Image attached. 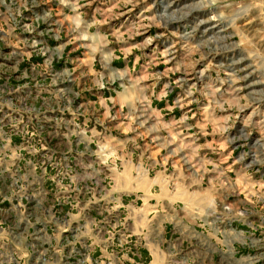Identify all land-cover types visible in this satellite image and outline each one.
<instances>
[{
	"label": "rangeland",
	"instance_id": "obj_1",
	"mask_svg": "<svg viewBox=\"0 0 264 264\" xmlns=\"http://www.w3.org/2000/svg\"><path fill=\"white\" fill-rule=\"evenodd\" d=\"M47 1L36 0L37 4L48 3ZM116 1L118 2V0ZM94 6L81 7L83 14L80 23L82 31L85 30L82 29L83 27H90L89 33L94 39L92 44L95 46V50L91 53L92 57H96L103 51L100 48L102 35L100 32H95V29H106L112 23L122 26L126 16L122 13L127 12L129 18L125 23V31L134 33V41L138 39L139 43V54L147 56L146 60L149 64L145 63L143 67L156 68L149 71L156 74L154 79L150 77L153 79V86L156 84L154 93L160 94L161 92L164 94L172 91L171 96L176 105L173 103L171 106L178 109L181 107L192 108L193 112L197 113L196 116H202L201 119L205 118V112L215 116L217 121L212 122L214 129L212 151L214 154L217 152L230 153L235 142L249 144L251 150L257 152L254 160L246 159V162L242 164L246 174L242 181L243 197L239 203L242 204V207L244 206V210L252 207L254 216L264 219V0H121L112 5L111 9L105 11L102 22L94 21V25H91L93 21L90 19V14ZM110 11L114 16L110 14ZM121 28V30L124 29V27ZM114 32L118 31L115 30ZM138 32L149 33L145 35L146 37L137 38ZM14 33H0V62L6 58V53H12L11 61H18L19 63L28 56L29 45L24 41L25 35L22 34V40H17ZM82 33L85 34L86 32ZM155 34L160 36L159 39L153 38ZM33 35L36 41L42 38L39 36V32ZM65 35L67 36V50H76L80 43L77 39L79 40L81 35L72 32ZM87 43L90 42L86 41ZM154 45L156 52L160 54L158 59L156 55L152 56L148 52ZM156 60L160 63H156ZM2 63L6 64L7 62L5 60ZM96 64L93 68L100 71ZM19 68H24V65ZM86 69L87 66L85 65L82 77L85 83L83 90L91 88L89 80L93 78L87 77L88 70ZM42 70L40 73H43ZM137 71L139 75H143L142 71L146 72L142 68ZM105 72L112 71L105 68ZM153 86L150 88V92L153 91ZM180 97L181 102H177V98ZM24 103L25 101L22 100L17 103V106ZM26 103L28 106H34L37 109L41 108L42 113L36 115L38 120L46 117L43 110L52 107L50 100L47 102L28 101ZM86 115L88 116L79 117V123L94 125V120L97 119L99 124L96 129L101 130V133L92 131L87 136L80 134L84 137L80 138L79 136V139L94 142L95 145L91 146L92 149H89V152H99L106 155L108 150L103 146H107V144H102L104 143L102 140L104 137H110L107 128L110 123L109 119L108 117L103 118L102 115L95 112ZM212 118L214 119V117ZM66 119L69 120L70 117L68 116ZM68 128L70 129L69 124L68 127L61 128L57 133L48 132L45 129L38 133L59 154L85 152V147L73 145L71 148L69 147L68 140L62 137ZM103 128H107L106 134H104ZM172 138L169 135L164 141L168 143ZM3 140L5 141L4 144H7V137L4 135ZM217 141L218 143H216ZM18 144L16 141L15 145ZM253 144H256V148H252L251 145ZM238 150H240L239 147L234 150L235 155ZM14 152V145H6L4 150L6 157H13ZM247 166H249L248 170H246ZM16 167L12 164H0V172H5L6 168L9 173H13V169ZM251 168L257 172L253 179L248 178ZM48 170L46 165L41 164L20 166L19 172L22 177L18 181V185L22 187L26 185L30 190L28 195L30 194L32 205L36 201L37 206L39 207L40 204L43 209L30 208L24 203L25 208H21L23 205H20L16 210L15 217L8 215L11 217L8 218L10 221L8 232L6 229L0 230V239H3L8 237V233L16 226L14 224L21 227L23 233L17 239V250L22 254H26V250H28V236L42 238L40 242L47 235L51 237L54 235L60 240L65 234H68L69 238L82 235L86 240L94 232L90 221L86 219L84 223H81L80 219L82 220V218L77 217L76 212H70L71 206L75 205V194H80L81 191L80 185L77 186L76 179H72L71 182L62 181L63 183L55 180L53 188L56 185L62 186L64 184L65 188L69 189L68 193L63 189H58L52 196H44L43 189L49 187L48 181L43 178L44 174L46 173L47 177L48 175L53 178L55 176V172ZM63 171V167L57 168V173ZM210 176H214V174ZM216 176L218 175L214 177ZM0 178L2 177L0 176ZM219 179L220 175L215 182L218 190V186H224L222 179L221 181ZM93 183L95 184V181ZM96 183L98 185H95L94 188L99 191L103 182ZM207 186L206 180L204 188ZM13 189L14 187L7 190ZM90 195V192L87 191L86 196L89 197ZM69 197L70 199L67 200ZM50 200H52L51 205H66L64 212L68 213L50 212L48 205H46V201L50 202ZM108 212L107 208H103L98 215L108 220ZM5 216L2 217L5 219ZM90 217H95V215L90 214ZM78 222H80V226H78ZM47 223L52 226L55 224L54 233L45 229ZM2 224L3 222L0 223V225ZM65 231L67 233H64ZM25 262L24 260L21 261L22 264ZM169 263L170 261L167 264Z\"/></svg>",
	"mask_w": 264,
	"mask_h": 264
},
{
	"label": "built area",
	"instance_id": "obj_2",
	"mask_svg": "<svg viewBox=\"0 0 264 264\" xmlns=\"http://www.w3.org/2000/svg\"><path fill=\"white\" fill-rule=\"evenodd\" d=\"M120 1L118 0V2ZM47 2L37 4L36 0H0V33L15 32L14 37L17 40H22L23 34L25 35L24 41L29 45L28 56L22 59L21 63L11 61L12 53H6V58L0 62V164L17 166L16 169H13V173H9L6 168L5 172H0L2 177L0 178V223L3 222L0 225L1 231L6 229L8 232V223H10L8 218H11L8 215L15 217L16 210L20 205H23L21 208H25V203L26 206L34 208L36 204V201L34 205L30 201L28 187L18 185V181L22 177L19 172L20 166L41 164L46 165V168H49L48 171L55 172L54 178L44 174L43 178L48 181L49 185L43 189L44 196H52L58 189H63L68 193L69 189L67 190L64 184L56 185L53 188L54 181L71 182L74 174L81 167V162H85V159L88 162L91 161L89 153L93 152L88 150L92 149L91 146L95 144L89 140H80L79 136L80 138L84 137L80 134L87 136L88 133H92L91 131L101 133V130L96 129L99 124L97 119L94 120V125H87L84 122L80 124L79 117L95 112L87 113L86 110H88V106H92L98 93L106 95L111 100L124 92L131 82L130 78L122 76L119 68L113 66V57L105 51L103 42H100V48L103 51L96 57H92L91 53L95 50V46L92 44L93 38L89 33L90 27H83L84 31L80 29L83 14L81 7L95 5L90 14V19L93 21L91 25H94V21L104 15V11L118 3L116 0H48ZM36 32L42 36L37 41L33 35ZM68 32L81 35L79 40L77 39L80 43L76 50H67L65 34ZM159 37L156 34L153 36L155 40ZM86 41L90 42L87 43L88 46ZM155 48L154 45L148 52L152 56L156 55L157 58L160 54L156 52ZM112 53L118 54V51ZM146 59L145 54H139L138 65L141 67L145 63L149 64ZM5 60L7 63H2ZM91 63H97L100 71L95 70V64ZM156 63L160 62L156 60ZM21 65H24V68L20 69ZM85 65L88 70L87 77L93 78L89 80L91 88L83 90L85 83L82 77ZM105 68L112 71V77L109 79L102 73ZM41 70L43 73H40ZM92 71L94 73H91ZM171 92L165 94H172ZM22 100L25 103L17 106V103ZM49 100L52 107L43 110L46 117L42 120L36 118V115L42 113L41 108L37 109L26 103ZM177 100V102H181V97ZM173 103L176 105L174 99ZM72 107H76L79 112L73 113ZM118 111L119 108L112 109L111 115L107 116L109 122L111 120L114 122ZM119 112L121 116L123 111L120 109ZM97 114L102 115L99 112ZM68 116L69 120L66 119ZM68 124L70 129L68 128L62 137L68 140L67 144L70 148L72 145L85 147V152L59 154L38 133L44 129L57 133L61 128L68 127ZM107 128H103L104 134L107 133ZM3 135L7 137V144H4ZM109 135L111 134L109 133ZM16 141L19 143L17 146L15 145ZM6 145L15 146L13 157L4 155ZM251 146L256 148V144ZM238 147L240 150L235 155L234 150H237ZM230 153L232 154L230 158L231 170L222 179L224 187L229 190V193L226 194L222 202L211 208L202 223V231L216 245L213 249L214 255L217 257L216 264H264V219L254 216L252 207L244 210V206L242 207V204L239 203L243 197L242 181L246 174L242 164L246 162V159L254 160L257 152L251 150L249 144L235 142ZM233 155L235 156L233 157ZM58 167H63L64 171L57 173ZM248 169L249 166L246 167V170ZM256 174L257 172L251 168L248 178L253 179ZM238 184L239 188L236 187ZM95 185L98 184L91 182L86 188L88 191H92ZM12 187H14L13 190H7ZM78 195L75 194V205L71 206L70 212H78ZM51 204L52 200L46 201L50 212L68 213L62 211L63 206ZM41 209H43L42 206ZM3 215H6L5 219L2 217ZM109 222L111 219L105 220V223ZM14 225L16 226L8 233V237L0 239V264H22V260L27 264H99L90 243H83L79 236L69 238L68 234H65L59 241L58 262L53 260L48 246L38 243L36 236H28V250H26V254H22L17 250V239L23 232L18 224ZM43 227L45 228V226ZM45 229L54 233L56 227L55 224L52 226L47 223ZM137 256V249L133 248L130 251V264H142L137 261ZM172 263L173 260L169 264Z\"/></svg>",
	"mask_w": 264,
	"mask_h": 264
},
{
	"label": "crops",
	"instance_id": "obj_3",
	"mask_svg": "<svg viewBox=\"0 0 264 264\" xmlns=\"http://www.w3.org/2000/svg\"><path fill=\"white\" fill-rule=\"evenodd\" d=\"M126 13H122L126 15L122 26L112 23L106 29H95L102 35L105 51L113 57V66L131 82L111 100L98 93L87 107V113L99 112L103 118L109 117L114 107L123 114L116 112V119L108 126L111 135L102 140L108 153H89L91 161L81 162L74 174L81 187L77 217L82 218L81 223L90 221L94 231L86 240L79 237L92 245L99 264H130L133 248L142 264H167L171 260L172 264H216V245L202 231V223L229 193L220 184L216 189L215 182L231 170L232 154L212 151V122L217 121L213 114L205 112L201 119L192 109L171 106L172 94L154 93L156 74L149 71L156 68L138 65L139 43L134 41L133 32L125 31ZM104 15L96 22H102ZM138 33L137 38H142L149 32ZM141 68L146 70L143 75L137 71ZM104 72V77H112V72ZM72 112L79 111L72 107ZM169 135L173 138L166 143ZM212 174L218 176L209 177ZM206 180L208 186L204 188ZM93 181L103 185L99 191H89L88 197L85 187ZM34 208L42 210L37 202ZM103 208L109 211V223L98 215ZM65 209L63 206L62 211ZM41 239L38 243L48 246L58 262L60 240L54 235Z\"/></svg>",
	"mask_w": 264,
	"mask_h": 264
}]
</instances>
